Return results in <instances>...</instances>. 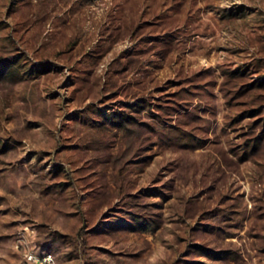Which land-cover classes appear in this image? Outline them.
<instances>
[{"label": "rangeland", "instance_id": "obj_1", "mask_svg": "<svg viewBox=\"0 0 264 264\" xmlns=\"http://www.w3.org/2000/svg\"><path fill=\"white\" fill-rule=\"evenodd\" d=\"M264 264V0H0V264Z\"/></svg>", "mask_w": 264, "mask_h": 264}, {"label": "built area", "instance_id": "obj_2", "mask_svg": "<svg viewBox=\"0 0 264 264\" xmlns=\"http://www.w3.org/2000/svg\"><path fill=\"white\" fill-rule=\"evenodd\" d=\"M26 264H55V261L51 254H45L42 256L30 254L27 256Z\"/></svg>", "mask_w": 264, "mask_h": 264}]
</instances>
